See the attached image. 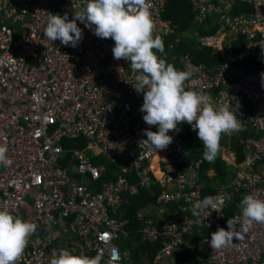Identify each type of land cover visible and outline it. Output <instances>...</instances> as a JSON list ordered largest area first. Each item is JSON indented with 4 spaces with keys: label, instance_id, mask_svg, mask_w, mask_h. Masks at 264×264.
<instances>
[{
    "label": "built area",
    "instance_id": "obj_1",
    "mask_svg": "<svg viewBox=\"0 0 264 264\" xmlns=\"http://www.w3.org/2000/svg\"><path fill=\"white\" fill-rule=\"evenodd\" d=\"M147 2L153 35L165 42L174 34L172 23L163 18L167 0ZM190 2L196 24L213 19L219 26L216 34L199 36L196 43L222 63L207 68L184 55V70L189 64L198 69L185 89L210 94L214 105L232 104L241 121V130L232 134L248 135L240 139V164L229 151L221 156L236 172L213 196L224 201L220 210L206 209L199 218L190 208L204 199L203 162L180 168L174 160L184 149L181 125L203 146L192 126L179 124L177 131L168 133L173 142L166 149L151 150L140 143L147 139L143 130L158 128L143 121V94L132 85L137 73L130 62L114 59V41L98 38L94 26L90 30L79 21L83 35L75 48L44 36L50 14H67L71 20L85 0H0V144L7 146L11 160L7 167L0 165V210L38 225L16 264H50L60 249L100 255L101 264L131 263L129 251L118 244L129 237V222L117 217L129 197L154 187L161 189L153 205L157 219L143 211L137 215L141 241L161 245L150 264H169L175 252L188 246L186 237L195 234L202 238L197 251L206 254L204 264H264V224H254L230 247L217 251L209 245L212 232L227 230L228 219L236 220L239 229L245 195L264 200V0ZM245 8L248 13L240 12ZM238 38L243 39L241 53L233 48ZM244 58L261 69L243 76L239 62ZM82 139L89 143L85 149L66 146ZM98 158L136 177L137 184L123 177L101 183L105 166L95 165ZM155 160L158 174L152 169ZM189 196L191 203L185 199ZM172 205H178L176 211L164 219Z\"/></svg>",
    "mask_w": 264,
    "mask_h": 264
},
{
    "label": "clouds",
    "instance_id": "obj_2",
    "mask_svg": "<svg viewBox=\"0 0 264 264\" xmlns=\"http://www.w3.org/2000/svg\"><path fill=\"white\" fill-rule=\"evenodd\" d=\"M149 9L147 0H85V6L75 12L71 20L67 14H50L43 33L51 42L60 40L64 46L75 48L83 35L77 25L79 21L90 30L94 26L93 34L98 38H111L114 59L130 62L132 71L137 73L132 85L137 93L143 94L140 108L144 113L143 121L158 128V131L143 130L147 139L140 143H146L155 152L164 150L173 142L168 133L177 131L179 124L186 123L192 126L203 144L204 160L214 162L221 150L222 135L241 130V121L235 115L237 108L230 103L214 105L210 94L185 89V82L198 69L189 64L186 70H178L157 55L164 53V42L159 35H153L154 23ZM261 52L264 54V48ZM261 75L264 78V73ZM7 151V146L0 144V165L5 167L11 164ZM185 199L191 203L190 196ZM223 203L222 199L217 201L213 196H206L192 203L190 211L199 218L209 208L218 212ZM240 209L239 229L236 220L228 219L227 230L219 227L211 233L209 245L212 250L230 247L254 224H264V200L245 195ZM37 227L34 222L0 210V264H16ZM101 260L100 255H75L67 249H60L50 264H101Z\"/></svg>",
    "mask_w": 264,
    "mask_h": 264
},
{
    "label": "trees",
    "instance_id": "obj_3",
    "mask_svg": "<svg viewBox=\"0 0 264 264\" xmlns=\"http://www.w3.org/2000/svg\"><path fill=\"white\" fill-rule=\"evenodd\" d=\"M163 18L169 20L174 26V34L171 38H168L164 42L165 51L163 54L157 53L160 58L165 59L168 63L173 64L178 70H184L182 65V59L184 55H191L194 63L205 65L207 68H213L216 64L222 63V60L214 56L210 49H199L196 40L199 36L214 35L219 30V26L213 19H209L206 23L199 26L194 22L195 13L193 11L190 0H167L166 9L163 14ZM177 42L175 49L169 50V45ZM244 44L243 39L233 43V48L236 53H241ZM239 67L245 71H257L261 69V66L257 64L251 58H244L239 62ZM246 112H250L249 107H244ZM247 133L232 134L231 137H222L220 140L221 153L222 149L229 148L235 155L236 161L240 164L244 160V149L240 143V139H245ZM192 136L186 134V147L180 153L174 156L176 164L180 168H185L190 165L191 162L202 160V172H201V184L203 186V196H214L218 192L219 186L228 185L232 176L234 175L233 168H229L217 155L214 162L209 163L203 158V151L192 143ZM88 142L84 139L77 141L66 142L68 148L85 149L88 147ZM95 165H104L105 172L102 175L101 183L117 181L119 177H123L129 181L131 185L137 184V178L129 174H121L119 167L110 161L98 158L93 161ZM157 161L153 164V171L156 173ZM213 171L214 176L210 178L207 174ZM218 187V188H217ZM161 193L159 187H154L152 191H146L139 189L137 195L129 197L128 203L120 211L117 218L121 220H128L129 224L125 227V231L129 232L128 238H122L118 241L120 247H124L129 252L131 263L126 264H150L159 252L161 245L157 243H143L140 239L139 229L141 224L137 220V213L140 211L150 210L153 205L156 204L157 198ZM178 205H172L168 213L165 214L164 219H169L176 211ZM149 216V214L147 213ZM199 235H190L186 237L188 246L184 250L175 252L173 255V264H201L202 260L199 258L206 254L199 253L195 246L201 241ZM134 242L135 245L132 243ZM122 249V248H121ZM205 256V257H204ZM172 261V260H171ZM204 261V260H203ZM172 264V263H169Z\"/></svg>",
    "mask_w": 264,
    "mask_h": 264
},
{
    "label": "crops",
    "instance_id": "obj_4",
    "mask_svg": "<svg viewBox=\"0 0 264 264\" xmlns=\"http://www.w3.org/2000/svg\"><path fill=\"white\" fill-rule=\"evenodd\" d=\"M240 12H243V13H248V9H246L245 8V10H242V11H240ZM253 60V59H252ZM245 71V70H244ZM246 72H248V71H246ZM180 131H181V135H182V138H183V140H184V149H185V147H186V134H189V135H191L192 136V143L191 144H193V145H196L197 147H199V148H201L202 150H204L203 149V146L200 144V143H198V142H196L197 140L193 137V135L190 133V131H189V129L186 127V126H184V125H181L180 126ZM222 137H225V136H222ZM222 139V138H221ZM183 149V150H184ZM224 151H229V153H232V154H234L229 148H224V149H222V151H221V153L219 154V158L221 159V156H222V154H223V152ZM234 156H235V158H236V155L234 154ZM222 161V160H221ZM155 162V161H154ZM226 165V164H225ZM227 166V165H226ZM229 168H232V167H229ZM233 172L235 173L236 172V170L233 168ZM208 176L210 177V178H212L213 176H214V172L213 171H210L209 173H208ZM220 187V186H219ZM218 188V187H217ZM143 212L145 213V215H146V217H155L156 219H157V216H155V209L152 207L150 210H148V212L147 211H144L143 210ZM147 213L149 214V216L147 215ZM137 215H138V213H137ZM136 215V216H137ZM162 217V216H161ZM161 217H159V218H161ZM165 217V215L163 216V218ZM198 245V244H197ZM197 245L195 246V249L197 250ZM201 260H202V258L201 257H199ZM131 259V258H130ZM172 261L170 262V263H172L173 264V260L174 259H171ZM201 264H204V261L202 260V263Z\"/></svg>",
    "mask_w": 264,
    "mask_h": 264
},
{
    "label": "rangeland",
    "instance_id": "obj_5",
    "mask_svg": "<svg viewBox=\"0 0 264 264\" xmlns=\"http://www.w3.org/2000/svg\"><path fill=\"white\" fill-rule=\"evenodd\" d=\"M132 244H133V245H135V244H134V242H133ZM121 248H122V251H124V250H125V248H124V247H121ZM204 257H205V256H204ZM202 259L204 260L203 256H202ZM167 262H168V263H170V262H171V259H168V260H167Z\"/></svg>",
    "mask_w": 264,
    "mask_h": 264
},
{
    "label": "water",
    "instance_id": "obj_6",
    "mask_svg": "<svg viewBox=\"0 0 264 264\" xmlns=\"http://www.w3.org/2000/svg\"><path fill=\"white\" fill-rule=\"evenodd\" d=\"M252 72H246V71H244L243 72V76H245V75H247V74H251ZM145 165H143V167H144Z\"/></svg>",
    "mask_w": 264,
    "mask_h": 264
},
{
    "label": "bare ground",
    "instance_id": "obj_7",
    "mask_svg": "<svg viewBox=\"0 0 264 264\" xmlns=\"http://www.w3.org/2000/svg\"><path fill=\"white\" fill-rule=\"evenodd\" d=\"M153 164H154V163H153ZM152 169H153V167H152ZM156 174H158V170H157Z\"/></svg>",
    "mask_w": 264,
    "mask_h": 264
}]
</instances>
